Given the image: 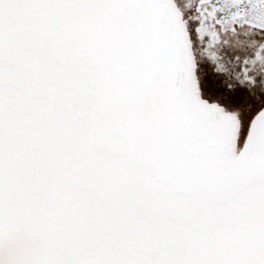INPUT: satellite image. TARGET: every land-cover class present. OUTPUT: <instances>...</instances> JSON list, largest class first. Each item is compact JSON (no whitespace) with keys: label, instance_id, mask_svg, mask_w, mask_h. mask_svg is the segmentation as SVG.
I'll return each instance as SVG.
<instances>
[{"label":"snow or ice","instance_id":"obj_1","mask_svg":"<svg viewBox=\"0 0 264 264\" xmlns=\"http://www.w3.org/2000/svg\"><path fill=\"white\" fill-rule=\"evenodd\" d=\"M0 264H264V0H0Z\"/></svg>","mask_w":264,"mask_h":264}]
</instances>
